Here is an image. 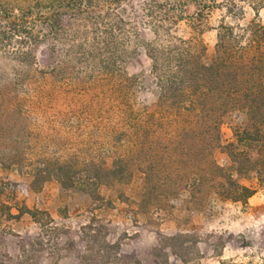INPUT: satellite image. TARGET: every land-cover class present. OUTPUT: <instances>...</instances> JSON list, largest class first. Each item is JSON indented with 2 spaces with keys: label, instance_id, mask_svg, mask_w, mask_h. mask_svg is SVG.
Returning a JSON list of instances; mask_svg holds the SVG:
<instances>
[{
  "label": "rangeland",
  "instance_id": "obj_1",
  "mask_svg": "<svg viewBox=\"0 0 264 264\" xmlns=\"http://www.w3.org/2000/svg\"><path fill=\"white\" fill-rule=\"evenodd\" d=\"M144 1L128 0V6L138 10ZM153 1L185 3L184 17L195 11L194 0ZM9 2L19 0H0V9ZM239 5L241 26L256 19L264 26V8L256 13L248 2ZM221 20L233 22L223 9L203 22L207 60ZM189 28L183 20L173 32L186 39ZM138 29L145 41L152 37ZM138 50L120 72L83 60L64 63L47 43L35 51L32 66L0 54V249L15 255L36 235L30 215H19L27 208L68 227L53 256L59 264H77L79 228L92 217L107 229L109 243L120 244V264H160L153 252L158 235H186L189 264H264V181L257 180L258 172L264 175L263 149L241 147L233 162L230 118L215 127L210 113L158 99L150 62ZM231 181L254 194L232 200ZM166 253L168 264H183Z\"/></svg>",
  "mask_w": 264,
  "mask_h": 264
},
{
  "label": "trees",
  "instance_id": "obj_2",
  "mask_svg": "<svg viewBox=\"0 0 264 264\" xmlns=\"http://www.w3.org/2000/svg\"><path fill=\"white\" fill-rule=\"evenodd\" d=\"M239 2H248L258 13L264 0H194L195 11L184 17L185 3L144 1L135 10L128 0H19L0 9V54L25 66L35 63V51L49 44V51L70 61H86L100 70L120 72L138 49L150 62L149 77L160 100L188 112L212 114L215 127L227 117L235 144L228 145L233 162H239L241 147H261L264 151V26L252 20L241 26L244 10ZM214 9H223L233 21L221 20L215 28L214 56L205 58L206 48L200 35L203 22ZM65 18V19H64ZM186 20L189 38L174 34L173 28ZM136 22V23H133ZM138 25L149 30L145 41ZM219 141L217 135L216 138ZM258 172V181L264 175ZM48 177L41 180V184ZM35 182V181H34ZM32 183V186L34 184ZM234 201H246L254 194L236 184ZM3 184L0 186V194ZM96 198H99L96 195ZM30 215L37 225L35 236L18 245L15 255L0 249V264H59L54 255L60 252V237L67 235L65 225L54 224L46 211L18 209ZM17 215V216H19ZM10 217H14L9 215ZM83 242L77 264H120V244L107 240L108 231L92 217L79 228ZM186 235H158L153 249L160 264H168L166 250L189 264L184 248ZM68 249L72 240L68 239ZM185 250L186 253H182ZM47 256V257H46Z\"/></svg>",
  "mask_w": 264,
  "mask_h": 264
}]
</instances>
